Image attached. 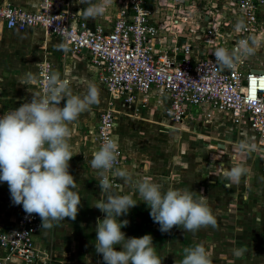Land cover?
Returning a JSON list of instances; mask_svg holds the SVG:
<instances>
[{"label":"built area","instance_id":"obj_1","mask_svg":"<svg viewBox=\"0 0 264 264\" xmlns=\"http://www.w3.org/2000/svg\"><path fill=\"white\" fill-rule=\"evenodd\" d=\"M170 6L163 8V17L156 18L153 4L126 0L118 16L105 26L78 16L70 9V0H37L32 11L1 1L0 21L5 29L39 28L59 38L69 52L87 53L108 96L95 125L97 150L106 138L113 139V103L138 111L151 93L164 97L156 102L162 104V114L170 123L181 124L190 106L205 105L207 111L227 113L234 126L245 124L264 138V61L259 65L248 62L264 54V0H228L227 12H204L195 46L187 40L190 36L179 42L180 34L171 30L186 16L181 6L177 10L174 4ZM186 6L184 1V9ZM241 22L242 28L237 26ZM249 37L257 42L254 54L237 60L230 70L219 71L211 53L217 47L231 51ZM50 70L46 60L35 64L38 94H42ZM13 109L0 111V116ZM121 159L119 148L116 167ZM110 179L115 187L111 174ZM40 225V217L26 214L20 205L13 224L0 230V264L11 258L46 264L47 256L34 246Z\"/></svg>","mask_w":264,"mask_h":264},{"label":"crops","instance_id":"obj_2","mask_svg":"<svg viewBox=\"0 0 264 264\" xmlns=\"http://www.w3.org/2000/svg\"><path fill=\"white\" fill-rule=\"evenodd\" d=\"M1 1L10 2L31 11L35 10L37 6V0ZM80 5L82 4H79L78 0H70V9L83 18L80 9L86 7V5ZM111 8V6H108L102 16L86 21L108 26L117 15V13L114 14ZM195 31L197 32L196 38H198L200 32ZM189 36L190 33H184L178 39L184 40ZM194 39V36H190L187 40L195 46L198 44V40ZM65 49L59 38L44 33L39 28L5 29L0 21V111L19 107L21 103L27 102L34 95H38L35 64L41 60L48 61L51 70L59 71L63 79L69 80L74 94L83 93L87 82H93L99 87L100 103L93 105L89 111L82 113L78 120L70 125L72 133L70 144L74 155L69 161V172L77 181L78 188L76 190L81 198V206L76 219L65 218L63 222L51 229H45L40 225L34 235L35 248L45 255L47 254L46 264H85V261L86 264H92L94 262L91 260L92 255L100 262L103 260L102 255L95 250V238L97 222L102 220L105 214L94 205L104 199L105 193L100 190L99 174L92 169L90 162L93 154L97 151L94 133L98 113L106 107L107 100L103 95L105 90L97 78V69L90 66L87 53L85 51L72 53ZM251 60H253V64L250 65H259V61L264 60V55L260 53L256 60ZM28 74H31L34 78L29 79ZM150 99L151 101H149ZM156 100H164V97L149 94L147 105L140 107V110L138 109L136 113L130 107L121 106L118 102L113 103L115 112L111 134L113 139L118 141L122 154L118 167L126 168L132 173L134 181L147 178L163 185L165 190L169 188L190 190L196 198L207 201L213 214L224 211L223 205L226 206L227 213L230 206L225 204V201L228 200L229 185L223 188L218 175L192 174L191 168H188L191 167L190 165H183L181 168L176 166L175 168L174 164H170L173 163L172 161L168 163L163 157L160 158L159 153L163 146L161 147L159 139L164 134L155 127V124L158 122L164 123L168 120L163 119L162 104L157 103ZM197 108L200 111L198 118L206 117L204 112L207 111V107L202 105L197 106ZM220 113L224 112H218L217 114ZM224 114L226 120H230L229 115ZM187 119L189 120L190 117ZM205 120L208 125L221 126L218 121L215 122L216 119L210 118L207 120L205 118ZM224 124L226 123H222V125ZM229 125H231V130H226L225 134L236 137H243L241 134H245L246 139L256 145L255 150L262 147V143L258 140L259 137L248 129L245 124L234 126L230 121ZM210 130L216 132V129ZM262 141H264V138H262ZM163 153L165 154V152ZM237 155H240V152L237 151ZM195 167L199 169L198 166ZM205 168L212 171L209 173H214L213 166H206ZM181 173H187L189 177L184 178ZM112 177L117 182V187L115 186L112 189L114 194L124 195L134 192L132 184L126 183L113 175ZM230 187H232L230 189H233L232 185ZM235 188L237 187L235 186ZM133 198L139 199L138 195ZM19 206L12 203L7 183L0 182V230L13 224ZM230 211L234 213L233 209ZM149 212L150 208L144 202L138 201L137 206L130 208L127 215H122L118 219H126L129 222L126 227L121 229L126 237H133V234H138L139 237L144 234H151L155 249L161 250L160 247L174 249V251H170L171 255H162V251H156L163 258L162 264L167 262L180 264L183 257L177 253V248L195 246L196 244H203L205 248L208 247L207 250L211 253L213 263L229 264L233 261L234 264H246L252 261L251 259L245 260L243 255L233 258L232 256L225 257L223 254V251L227 252L226 249L234 244L237 247L240 246V235L235 236L234 244H229L223 242L224 239L214 241L213 238L210 243L205 240V237L200 238V235H196V233L193 235V233L178 227H173L170 232L162 233L159 230V224L153 221ZM210 227L202 229L206 231ZM174 232H182V235L176 238ZM209 247L213 248L209 249ZM91 248H94L92 249L93 252L90 251ZM2 254L3 251L0 249V255ZM49 255L51 258L48 257ZM257 263L261 264V260ZM6 264L38 263H28L11 258ZM95 264L99 263L95 262Z\"/></svg>","mask_w":264,"mask_h":264},{"label":"clouds","instance_id":"obj_3","mask_svg":"<svg viewBox=\"0 0 264 264\" xmlns=\"http://www.w3.org/2000/svg\"><path fill=\"white\" fill-rule=\"evenodd\" d=\"M86 5L80 9L85 20L102 16L113 0H78ZM238 27H243L239 23ZM256 40L241 39L230 51L217 47L211 54L219 71L232 69L234 63L253 55ZM66 50V49H65ZM29 79L34 77L28 74ZM100 103V89L93 82H87L85 91L74 94L69 80L63 79L57 70H50L44 77L42 94L0 116V182L8 185L11 201L22 205L26 214H36L41 227L51 229L65 218L75 220L81 206L77 181L69 172L71 150L70 125L82 113ZM241 154L255 150L256 145L240 142ZM119 156L118 141L106 138L93 154L92 169L99 174V187L105 193L104 199L94 207L104 213L96 225L95 250L102 255L104 264H162L163 258L156 252L151 234L140 237H126L121 231L128 220L118 217L127 215L130 208L144 202L149 215L159 224L162 233L173 227L195 233L202 228L217 226L216 217L207 201L196 198L190 190L169 188L150 179L133 180L126 168L116 167ZM249 173L245 163H236L226 170L218 167L229 186L240 184ZM110 174L132 184L131 194H114ZM138 195L139 199L133 197ZM117 246L119 250H117ZM180 264H213L211 253L203 244L184 248ZM236 256L241 252L236 251Z\"/></svg>","mask_w":264,"mask_h":264},{"label":"rangeland","instance_id":"obj_4","mask_svg":"<svg viewBox=\"0 0 264 264\" xmlns=\"http://www.w3.org/2000/svg\"><path fill=\"white\" fill-rule=\"evenodd\" d=\"M125 1L126 0H113V3L110 6L112 7L111 9L113 10L114 14L117 13L116 16H118L120 10L123 8ZM145 1L148 4H153V8L157 10L156 18L163 17L164 14L162 12L164 11V7L170 8V5L174 4V9L177 10V6H181L180 10L186 17L183 18V21L179 22L177 27H172L171 30L179 33L180 38L182 37V34L190 33V36H194V40H196L197 35L195 30L198 32L201 31L203 25L201 15L204 12L210 10L219 12L222 11V13H225L228 11V9H230V7L227 6L228 0ZM184 1H186L188 5L185 7V9L183 7ZM93 2L98 3L99 0H93ZM177 13L179 16H182L180 12ZM258 55H256V58ZM103 95L107 100L108 96L106 92L103 91ZM149 101H151V99ZM133 112L136 113L137 110H133ZM199 112L200 111L197 106H190L186 113V119H184L186 122L183 121L181 124H174L165 121L164 123L158 122L161 125L158 123L155 124V127L160 129L161 133L163 132L162 134H164L161 135L162 138L159 139V141H161V147L163 146L159 153L161 156L160 158L163 157L168 163L172 161L173 163L170 164H174L175 168L176 166L181 168L183 165H190L191 167L188 168H191L192 174L201 173L205 176L218 175L223 188L224 186L226 188L229 183L218 174V167L223 165V167L228 170L236 163H245L249 169L247 177L242 179L241 183L238 185L232 184L233 189H230L232 188L230 187L231 185L229 186L228 200L225 201V204L230 206V208L228 207L229 209L227 213L225 210L226 206L223 205L224 211H218L219 213H214L217 226L215 228L210 227L209 230L206 229V231L200 229L195 233L196 235H200V238L205 237V240L209 241L210 243L213 238L214 241L218 239H224L223 242H228L229 244H234L235 236L240 235V246L237 247L234 244L232 247L227 248V252L223 251L224 256H232L234 258L236 256L234 253L236 251H240L245 260H252L246 264H259L257 262H260V260L261 264H264V141H262V138H258V140L262 143V147H259L257 150H253L250 153L241 154L237 147L238 143L242 141L249 143L253 142L248 141L245 137V134H241L243 137L225 134L226 130H231V125H229L230 120H226L224 113L217 114L218 112L214 110L205 111L204 114L208 112L209 115L201 119L198 118ZM188 117H190L189 120L187 119ZM205 118L207 120L210 118L216 119L215 122L218 121V124L221 126H217L215 124L208 125ZM163 119H165V117H163ZM221 121L222 123L226 124L222 125ZM210 129H216V132L214 133ZM237 151L240 152V155L236 156ZM163 152H165V154ZM195 166H198L199 169H197ZM206 166H213L214 173H209L212 171L206 169ZM181 174V176L184 178L189 177L187 173ZM235 186L237 188H235ZM231 209H233L235 214L231 211L229 212ZM181 235L182 232H174V237L176 238ZM133 236L139 237L138 234H133ZM184 248L186 247L181 246L177 248V253H179V255L182 257L184 256ZM210 248L213 247H209V249ZM92 249L94 248H91L90 251H92ZM160 249L161 250L156 249V251H162V255H171L170 251H174V249L171 247L166 249L165 247H160ZM206 249H208V247H206ZM117 250H119L118 246ZM92 256L93 258L91 260L94 261L92 264H95V262L104 264L103 260L100 262L99 259L94 258V255ZM48 257L51 258L50 255ZM234 263L235 262L233 261L229 262V264ZM165 264L173 263L167 262Z\"/></svg>","mask_w":264,"mask_h":264},{"label":"bare ground","instance_id":"obj_5","mask_svg":"<svg viewBox=\"0 0 264 264\" xmlns=\"http://www.w3.org/2000/svg\"><path fill=\"white\" fill-rule=\"evenodd\" d=\"M251 59H254V58H250L249 60H248V62H249V64H253V60H251ZM257 58H255V60H256ZM259 63L261 64V61H259Z\"/></svg>","mask_w":264,"mask_h":264},{"label":"water","instance_id":"obj_6","mask_svg":"<svg viewBox=\"0 0 264 264\" xmlns=\"http://www.w3.org/2000/svg\"><path fill=\"white\" fill-rule=\"evenodd\" d=\"M81 51H84V50H81Z\"/></svg>","mask_w":264,"mask_h":264}]
</instances>
